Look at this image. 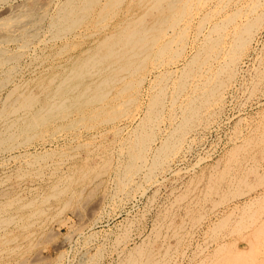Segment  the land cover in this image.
I'll use <instances>...</instances> for the list:
<instances>
[{"label":"rangeland","instance_id":"1","mask_svg":"<svg viewBox=\"0 0 264 264\" xmlns=\"http://www.w3.org/2000/svg\"><path fill=\"white\" fill-rule=\"evenodd\" d=\"M1 1L0 13H4L23 0ZM35 1H25V5H30L26 7L39 1L34 7L37 13H54V3ZM220 5L223 9L207 24L201 25L205 26L195 40L194 26H188L185 30L186 36L189 35L185 40L188 42L185 46L183 43V51L179 49L180 44L179 47L178 43L177 46L172 45L174 47L171 46L173 42L170 44L171 55H174L161 57L164 68L160 64L158 77L152 78L158 72L145 74L147 78L151 77L149 89H145L147 78L139 85H135L136 80L134 84L132 82L124 98L133 97L134 102L124 104L125 113L117 119L106 122L104 115L95 116L91 118L93 121L90 120L93 125L86 130L82 125L75 124L68 130H55L48 125L31 134L29 140L30 136L25 139L26 143L0 152V195H12L14 201L25 202L26 206L17 207V203L6 206V212H13L16 220L0 225V232L4 229L15 239L10 244L14 245L10 251L3 250L4 244L0 243V264H126L128 256L138 257L139 260H134L133 264H152L154 261L153 264H264V0H222ZM22 7L19 9L26 8ZM231 15L234 20L216 35L213 27ZM27 16L26 19L22 16L24 20L18 17L19 22L14 19L15 25L11 21L7 27L14 28L19 23H25L23 26L27 27ZM45 19L41 22L42 27H46ZM1 26L0 31L4 27ZM244 27L250 28L253 34L250 35L251 30L244 31ZM211 35L219 39L220 45L211 56V70L217 72L213 79H219L223 85L204 102L195 97L200 92L193 93L194 114L185 123V106L190 104L186 96L191 92L190 87L197 76H187L183 89L179 83L185 76L184 71L193 69L195 63L191 59L198 56L195 51L203 52V42L205 45ZM39 36L42 38V33ZM14 42L15 45L20 44L19 40ZM30 44L38 42L34 40ZM30 44L27 50L24 48L25 55H21L22 58L15 64L17 71L13 79L30 76V70H41L53 60L48 57L40 61L47 53L40 51L41 44L35 50ZM233 49L238 54L231 62L229 54ZM174 52L176 55L180 53L179 57ZM167 56L174 63H167ZM55 59L60 58H54L53 62H56ZM151 65L148 61L137 76H141ZM204 68L208 69L206 65ZM195 70L194 74L203 67ZM163 78L167 79V83ZM160 84L165 89L161 86L163 90L158 91ZM150 92L154 97L157 94L160 101L155 104L158 112L152 120L154 123L146 121L150 126L147 130L153 131L143 153L147 162L140 159L142 170L138 168L139 172L136 170V175L132 173L130 180L122 177L126 184L119 187L121 181L118 175L124 171L119 168L122 169L128 159L125 142L137 134V128L149 112L148 106L153 97ZM157 113L160 114L158 117ZM60 123L63 125L64 121ZM117 129L120 132H114ZM118 149H121L122 156ZM76 166L80 167L84 177L77 176V179L76 175L81 172L74 170ZM65 174L72 179L74 177L75 183L58 181L67 182L68 188H64L65 191L58 197L48 195V185L51 186L59 175ZM59 185L63 186L62 183ZM2 196L0 202L5 201ZM27 202L32 205H26ZM18 222L21 225L16 224ZM229 253L243 255L233 261L229 259Z\"/></svg>","mask_w":264,"mask_h":264},{"label":"bare ground","instance_id":"2","mask_svg":"<svg viewBox=\"0 0 264 264\" xmlns=\"http://www.w3.org/2000/svg\"><path fill=\"white\" fill-rule=\"evenodd\" d=\"M5 1L6 0H2L1 2L4 3ZM25 1L27 0H23L22 3L19 5L16 4V7L15 8L13 7L14 9L12 10L10 9L7 12L0 13V24L4 26L3 28H1L2 31H0V74H1L0 90L3 89V91H0V152L2 153L3 151H10L12 150V148L24 143L25 139H27L30 136L28 138L29 140L31 138V134L33 135L37 131H41L44 127L48 125H52L53 129L55 130L57 129L68 130L70 129V127H72L75 124L79 126L82 125L83 128H85L86 130V128L88 129L90 128L91 125H93V123L91 124L90 120H92L91 118L95 116L104 115L103 118L106 117L105 118L106 122L117 119L119 116H121V114L125 113L123 110L124 104L126 105L127 102L129 101L134 102V100H132L133 97L124 98L126 91L131 88L132 82L134 84L135 82L134 80H136L137 83H135V85L141 84L140 82H142L143 80H145V78H147L146 76L147 73L151 74V72H158L157 74L154 73L152 78L158 77L159 75L158 68L160 64L162 66L161 57L166 56L167 54H170L169 55L170 57L174 55V54L171 55L172 48L170 47V44L173 42L171 46L172 45L177 46L178 43L177 47H179L180 44L179 49L181 48V51H183L182 48H184L185 44L188 42L185 41L186 39H188L187 36H189V35L186 36L185 34L186 33L185 30H187L188 26L190 24H193L194 26L193 39L195 40V38H197L198 35L202 33L203 28L205 26L204 25L201 27V25H203L204 23L207 24V22H209L212 18H214L217 15V12H219V10L223 9V6L220 5L222 3V0H207L206 2L203 0H47L48 3L55 4V8L53 9L54 13L49 15V13H45L40 10V8L42 9V7L38 8L42 12V14L36 12L37 10H35L34 7L35 4L39 2L38 0H36L38 2L35 1L36 3L32 2L34 5L31 3L32 4L31 7H26V5L29 4L25 5ZM22 6H25L26 8L25 7L24 8L28 9V11H25V9L20 10L21 9L20 7ZM22 11H24V13ZM14 14H15V18H14ZM25 15L26 16L28 15L27 16L28 20L26 21L29 22V25L27 26V27L30 26L29 28L24 27L26 25L25 23L23 24L19 23V25H17L14 28L7 27L11 21H13L14 19L16 20L18 17H21V19L24 20L23 17H25ZM45 18H47V22H45L46 27H42L41 22H43ZM232 18L233 17L231 15V17L229 16L227 19L225 18L220 24L218 25L215 24L216 26L213 27L214 28L213 31H215V34L219 35L220 29L223 26H227L232 20H234ZM21 19L20 21H22ZM18 20L19 19H17L16 21ZM26 21H22V22H26ZM13 23L14 21L11 24ZM250 28L253 29L254 26L253 27L251 26ZM250 28L244 27V31L251 30ZM188 30L191 31L190 28ZM40 33H42V38H40L39 36ZM251 33L253 34L252 30L250 32V35ZM216 39H214L213 36L208 37L204 45L203 42L205 40V36H204V40L202 39L204 46L202 47L204 48V51L201 52L202 54L195 51L196 53H198V56L197 57L195 56V59H193L194 57L191 59L194 60L193 62L195 63V65L192 63L194 67L191 71H189L188 68L184 71L185 72L184 73L185 76H183L184 80L182 78V80L180 81L181 84L179 83L180 88H182L183 83H185L186 82L185 80H187L186 79L187 76L189 77L190 75H193V78L194 76H197L196 81L193 79L195 83L193 84L191 83L192 84V86L190 87L191 92L188 93L186 96L187 99L186 101L187 103L190 104L188 106H185L187 107L184 110L186 112L185 115L186 118H184L183 120L185 123L188 122L187 121L189 120L188 118L192 116L193 113L192 111L195 110L192 107L194 100L192 95H195L193 93L200 92L195 97L198 98L200 97V99H202V101L204 102L209 100L211 97H213L216 93V90L223 85V83L219 81V79L218 81L217 78L213 79L214 75L217 72H213L211 70L212 69L211 61H213L211 59V56L213 52H216L214 50L219 45L218 44L219 39L218 40ZM15 40L17 41L19 40L20 44L15 45L14 44ZM34 40L38 42V44H33ZM30 43L33 44L32 45L33 47L31 46ZM10 44H13L12 46H14V49H11L9 47L11 46ZM29 44L32 47L31 49L34 50L36 49V47L38 46L40 47V44L42 45L40 51L45 50V53L47 54L43 56V58H41L40 61H45L46 58L48 57H50L53 60L45 67L43 66L41 70H36L35 68L30 70L29 71L31 72L30 76L26 75L24 77L13 79L12 76L17 71L15 68V64L17 61H19L18 59L20 58V56L21 55L23 56L24 54L23 51L25 52V49L26 50L28 49ZM237 54L238 51L236 49H233L232 53L229 54L230 55L229 61L232 62ZM177 55L179 57L180 53ZM177 55L175 53V56ZM170 57H168L167 63L172 64L174 60H170ZM35 58L37 59V57ZM54 58H60V59L58 60L55 59L56 62H53ZM159 59L161 61L160 63L157 62L159 61ZM172 59L175 58L173 57ZM148 61L152 63L151 68L143 71L144 73H142L141 76H137L138 73H140L139 71H142L144 69L145 64ZM205 65L206 67H208V69L204 68ZM202 67L203 70H198V72L194 74L193 72L194 68H196L197 70L198 68L200 69ZM161 73L163 74V72ZM168 74L169 72L167 73V76H169ZM164 75L162 77H164ZM167 76L165 77L168 78ZM198 77H200L199 81H198ZM150 80L151 77L147 78L146 80L147 86L145 87V89H149L150 86L148 85L151 84ZM163 80L165 81L164 78ZM165 82L167 83V79ZM161 86L162 84H160L159 88H157L158 86L156 87L158 91H161V89L163 88V86L162 88ZM165 91L161 93L159 92L158 95L160 96V94L165 93ZM150 93L151 95L153 94L152 92ZM156 95L155 97L152 95L153 97L150 100V104L148 102L149 110L147 111L149 112L148 113L147 111L145 112L147 113V115L145 114L146 117L144 118V121L141 123L139 128H137L138 129V132H136L137 134L132 136L133 137L132 139L130 138L125 142L127 143L128 146V153H127L128 159L127 161L124 162V164L120 163L121 165L123 164L125 166L123 167L121 166L122 169L119 168V170H124L121 171V173L123 172L122 173L123 176H120L122 174L118 175L114 172L116 174V176L115 175L114 176L117 177L118 175L121 181L119 183V187L120 186L122 187L123 185L126 184L125 182L126 180L124 181L123 178L130 180L132 173L135 174L136 172L137 174L138 171L137 169L141 168L139 167L140 165H143L142 161L143 162L144 160L146 161V159H143V157L145 158V156H143L144 155L143 153H145L144 151L146 150L145 144L147 142V139L149 138V135L153 132L150 129H149L150 131L147 130L148 127L150 128L147 122L149 121L151 122L152 120H154V118L156 117V112H158L155 109L156 107L155 104H157V102L160 101V99L157 96L159 99L158 100ZM162 96L164 97V95ZM173 98H176V96H174ZM171 101H174V99H172ZM174 102L173 105L175 104ZM116 107H118L119 109H117ZM148 107L146 106V108ZM161 109L163 108L161 107ZM158 114L159 113H157V117L160 115ZM123 117L125 118V116ZM60 121L61 122L64 121V124L63 125L62 123L58 124ZM98 122H100V120L97 121V123ZM151 123L154 122L152 121ZM113 129L116 128L114 127ZM117 130L114 132H120L119 130L118 131ZM150 136L152 137V135ZM19 139H21L22 141H18ZM116 143L118 142L116 141ZM149 144L148 146H150ZM169 149H171V147H169ZM102 150L105 151L104 149ZM119 150L121 149H118V151ZM119 154L121 155L122 153L120 152ZM119 158L118 161H120ZM146 158H148V156ZM123 159L126 160L125 157ZM140 159L143 160L141 161ZM104 160H105V155H104ZM35 163L36 162H34V164ZM60 163H63V161ZM147 166L149 167V165ZM153 166L152 168H155V165ZM144 167H146L145 164ZM148 169H147L148 172L149 170L152 171V169L149 170ZM74 170H76L77 172H81V169L78 166L74 167ZM140 170H142V168ZM66 172L67 171H65V173ZM118 172L120 173V171ZM84 175L85 174L81 172L80 175H76V177L78 176L80 178V177H84ZM63 180L65 181L69 180L70 182H74L75 178L73 177L72 179L70 175H66V174L59 175L56 178V181L51 186L49 185L48 187L46 186L48 188L47 190L49 191L47 194L56 197L58 194L63 193L65 191L64 188H68L67 182H58ZM87 180L89 181L90 179ZM61 183L63 186L60 187L59 184ZM72 191L73 189L71 190V192ZM3 194L4 193H2V195ZM9 195H11V193L10 194L8 193V196ZM4 200L5 201L0 202V225L9 222L12 223L16 220V216L12 214L13 212L11 214L6 212L7 205L11 207L13 205L12 203H17L18 204L17 207H22V208L26 207L25 202H21L20 200L14 201V199H12V195L10 197H6L5 195ZM26 205H29L28 202L26 203ZM20 222L22 224V221ZM20 222L16 224L21 225ZM3 230L2 232H0L1 235L0 243L4 244L3 250L8 249V251H10L14 247V245H10V244L14 242L15 236L11 235L10 232ZM21 245L23 246L24 244ZM241 255L243 254L232 253L229 259L235 261L237 259L242 258ZM148 258L149 257L147 255L146 259ZM127 259L128 260H125L126 264H133L134 260L138 259V257L133 258L132 256H128ZM155 262L156 261L152 262V264ZM136 263H138V261Z\"/></svg>","mask_w":264,"mask_h":264}]
</instances>
